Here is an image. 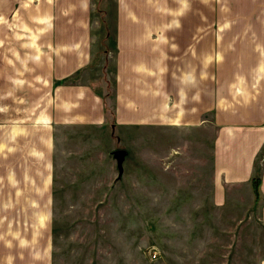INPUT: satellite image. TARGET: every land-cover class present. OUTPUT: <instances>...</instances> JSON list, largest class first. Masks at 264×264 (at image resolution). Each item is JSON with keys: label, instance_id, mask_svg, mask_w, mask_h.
<instances>
[{"label": "rangeland", "instance_id": "374dc122", "mask_svg": "<svg viewBox=\"0 0 264 264\" xmlns=\"http://www.w3.org/2000/svg\"><path fill=\"white\" fill-rule=\"evenodd\" d=\"M232 1L192 0L197 5L179 17H229L227 10L218 15L217 4L231 8ZM236 1L238 18L261 16L263 0ZM84 2L0 0V264H43L42 249L45 256L49 249V264H258L264 227L254 212L239 207L240 218H232L233 210L219 213L205 200L211 192L213 125L146 123L128 127L124 139L119 127H86L65 138L68 131L56 128L52 138L44 137L53 151L52 177L40 179L45 173L32 146L44 135L39 118L53 86L89 80L111 106L116 0ZM80 19L90 21L87 61L55 77L57 68L62 74L75 65L71 50L62 48L80 38ZM193 28L200 32V26ZM259 42L252 39L242 50ZM177 63L183 67L186 60ZM91 136H102L103 147L111 150L103 151L105 161L93 171L98 176L84 179L78 173L93 170V161H79L77 150ZM72 150L75 155L66 158L63 153ZM191 223L195 239L185 248ZM224 254L225 263L219 259Z\"/></svg>", "mask_w": 264, "mask_h": 264}, {"label": "crops", "instance_id": "0c3cea01", "mask_svg": "<svg viewBox=\"0 0 264 264\" xmlns=\"http://www.w3.org/2000/svg\"><path fill=\"white\" fill-rule=\"evenodd\" d=\"M81 1L84 6V0ZM237 3L233 0L231 8L226 2L217 4L218 15L221 10L225 15L227 10L229 17L196 22L191 17H179L197 5L192 0H116L111 106H106L103 95L89 80L53 86L46 109L41 108L39 118L38 125L44 135L40 136L39 146H32L34 158L45 173L40 179L51 180L49 176L54 167L49 165V159L53 151L49 139L44 137L52 138L50 135L56 128L68 131V134L62 133L65 138L71 131L86 127L94 126L98 132L119 127L124 139L128 136L126 129L132 126L200 122L215 127L211 142V192L205 200L219 213L233 210L232 218H240L239 207H243L245 214L254 212L264 227V154L257 159L264 147V44H261L264 43V0L260 1L261 16L252 20L238 18ZM213 24L216 28H210ZM76 25L82 29L80 38L62 48V51L71 50L67 54L75 60V65L62 74L57 68L55 77L71 74L87 61L90 21L80 19ZM195 26H200V32L195 33ZM234 26L247 27L240 29L242 32H231ZM256 26L262 29L256 30ZM252 39L260 44H249L248 49L242 50L244 43ZM194 58H199L198 62ZM174 59H185L186 65L181 67L178 60L174 65ZM36 132L34 130V134ZM102 140V136H91L88 144L77 150L79 161H93V170H80L78 177L98 176L94 172L98 171L97 165L105 161L103 151L110 153L111 150L103 147ZM75 153L72 150L63 154L67 158ZM255 174L260 177L257 198L252 186ZM107 177H112L111 169ZM192 226L191 223L185 235V248L192 246L195 239ZM229 233L234 237L233 231ZM41 251L42 263L49 264V249L46 256L44 250ZM219 259L225 263L228 258L224 254ZM258 264H264V256Z\"/></svg>", "mask_w": 264, "mask_h": 264}, {"label": "trees", "instance_id": "16d2710c", "mask_svg": "<svg viewBox=\"0 0 264 264\" xmlns=\"http://www.w3.org/2000/svg\"><path fill=\"white\" fill-rule=\"evenodd\" d=\"M264 154V147L263 149L259 152L258 156H257V159H260ZM257 165V163H256ZM259 180H260V177L258 174H255L253 177H252V186H253V191H254V195L255 197L257 198L258 195H259Z\"/></svg>", "mask_w": 264, "mask_h": 264}, {"label": "built area", "instance_id": "2783aa9c", "mask_svg": "<svg viewBox=\"0 0 264 264\" xmlns=\"http://www.w3.org/2000/svg\"><path fill=\"white\" fill-rule=\"evenodd\" d=\"M151 256H152V258H155V257H156L155 252H153V253L151 254Z\"/></svg>", "mask_w": 264, "mask_h": 264}]
</instances>
